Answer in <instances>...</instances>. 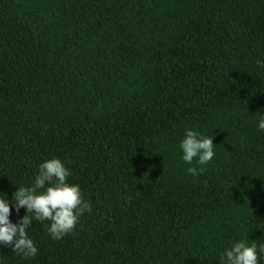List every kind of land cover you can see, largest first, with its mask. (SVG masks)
<instances>
[{
  "label": "trees",
  "instance_id": "16d2710c",
  "mask_svg": "<svg viewBox=\"0 0 264 264\" xmlns=\"http://www.w3.org/2000/svg\"><path fill=\"white\" fill-rule=\"evenodd\" d=\"M257 61L264 0H0V193L58 157L92 205L61 240L34 221L38 255L0 262L220 264L264 244ZM189 129L216 145L198 177Z\"/></svg>",
  "mask_w": 264,
  "mask_h": 264
},
{
  "label": "clouds",
  "instance_id": "9594fccd",
  "mask_svg": "<svg viewBox=\"0 0 264 264\" xmlns=\"http://www.w3.org/2000/svg\"><path fill=\"white\" fill-rule=\"evenodd\" d=\"M258 68H264V61H257ZM258 130L264 132V115L258 121ZM214 135H205L195 130H187L179 147L181 159L192 165L187 172L198 177L205 172V165L215 157ZM195 161V163H194ZM71 169L65 162L53 157L39 165V171L30 186L18 187L13 198L0 193V245H7L25 259H34L39 252L30 229L34 221L47 227L53 240H61L72 233L85 212H92V205L84 197L79 184L69 182ZM17 214L26 209V215L13 222L12 209ZM264 254V244L241 240L233 243L220 257V264H259ZM2 264V262H0Z\"/></svg>",
  "mask_w": 264,
  "mask_h": 264
}]
</instances>
